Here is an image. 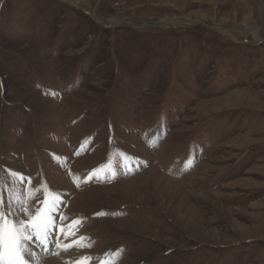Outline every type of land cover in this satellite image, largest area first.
I'll return each mask as SVG.
<instances>
[{
    "label": "rangeland",
    "instance_id": "374dc122",
    "mask_svg": "<svg viewBox=\"0 0 264 264\" xmlns=\"http://www.w3.org/2000/svg\"><path fill=\"white\" fill-rule=\"evenodd\" d=\"M9 170L89 264H264V0H0Z\"/></svg>",
    "mask_w": 264,
    "mask_h": 264
},
{
    "label": "snow or ice",
    "instance_id": "6c2138e0",
    "mask_svg": "<svg viewBox=\"0 0 264 264\" xmlns=\"http://www.w3.org/2000/svg\"><path fill=\"white\" fill-rule=\"evenodd\" d=\"M9 175L12 176V186L5 185L3 179H0V264H27L24 259V254L35 259V254L32 249L22 242H32L35 237V244L41 246L47 251L49 244H54L58 255L60 251H68L73 247H90L86 244L85 237H80L78 240L64 243L70 236L75 235V227L80 224L79 219H73L68 224H63V221L68 217L62 213L59 214V222L53 219L51 213L58 212V206L53 204L48 207L47 198L38 202L34 208V213L29 211L26 206L27 202L24 194L21 193L16 185L23 183L25 179L19 173L12 175L9 170ZM30 184V178H29ZM4 191L8 192L7 210L5 209ZM35 191V190H34ZM44 207H40V204ZM46 209V210H45ZM98 215H103L99 213ZM24 217H27L25 219ZM56 230L55 241L52 239V230ZM61 235L63 240H61ZM92 260L90 256L78 257L74 260H66L65 264H89ZM100 264H111L110 260H101Z\"/></svg>",
    "mask_w": 264,
    "mask_h": 264
},
{
    "label": "bare ground",
    "instance_id": "6f19581e",
    "mask_svg": "<svg viewBox=\"0 0 264 264\" xmlns=\"http://www.w3.org/2000/svg\"><path fill=\"white\" fill-rule=\"evenodd\" d=\"M70 237H69L68 240H64L63 242L64 243H69ZM55 238H56V230L53 229L52 230V239H53V241L55 240ZM61 240H63V236L62 235H61ZM22 243H25L26 246L30 247L32 249V251L34 252V254H35V259H33V257L29 256L27 253L24 254V258H25V260L27 261L28 264H36L37 262L40 261L41 258H43V255H47V254H45L46 252L44 253V249L41 246L35 244V239L32 242H22ZM50 245L51 244L48 245V248H49ZM38 246L43 249V251H41V253L36 252V250L38 251V249H37ZM54 248L55 247H51L49 250H52V251L56 252L57 249H54ZM60 258H62L64 260H70V259L74 260V259L77 258V256H75L74 251H72L70 249L68 251H60L58 255L54 254V255L50 256V258L48 260L49 262L46 261V262H44V264H48L50 262H52L53 264H61L59 262ZM96 264H100V262H98Z\"/></svg>",
    "mask_w": 264,
    "mask_h": 264
}]
</instances>
